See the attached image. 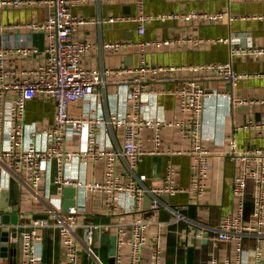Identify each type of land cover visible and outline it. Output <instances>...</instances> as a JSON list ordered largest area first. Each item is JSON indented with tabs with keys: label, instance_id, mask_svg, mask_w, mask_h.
I'll use <instances>...</instances> for the list:
<instances>
[{
	"label": "built area",
	"instance_id": "obj_1",
	"mask_svg": "<svg viewBox=\"0 0 264 264\" xmlns=\"http://www.w3.org/2000/svg\"><path fill=\"white\" fill-rule=\"evenodd\" d=\"M92 0H0V5L27 7L35 4H48L52 9L46 18L33 20L16 26L40 29L45 32L47 43L45 56L36 64L25 67L12 65L11 59L17 55L30 58L40 51L32 43L0 45V264H6L2 256L3 236L7 233L9 246L15 247L18 264H39L43 256V243L48 230H56L65 253L64 264H82V251L96 264H108L98 249V235L116 234L117 248L111 264H167V247L160 231L185 215L174 205L165 202L163 195H174L188 191L201 197L207 189V179L213 169L212 158L218 154L236 159L241 170L233 179V195L236 206L224 216L217 226L221 239H236L234 256L221 259L213 257L210 264H264V147L242 150L236 140H230L224 153L214 151L208 140L212 134L205 132L203 111L206 98L224 96L233 106L243 103L261 102L260 99L230 97L227 92L211 89L206 81L223 79L233 84L252 76L249 72L238 71L232 60L220 62H200L176 64L149 63L148 47L169 45L187 41L200 45L209 41L224 40L201 35L188 37H165L138 41L118 40L104 44L106 48L121 49L127 46L139 48V64L106 66L101 69L84 64L83 56L97 47V44L77 36L80 25L85 23H124L137 24L138 32L145 34L147 24L153 20L206 19L218 21L229 11L220 9L205 11H172L153 14L146 10V0H99L102 2H134L135 13L112 14L108 17H87L74 12L80 3ZM264 18V14L258 15ZM0 27H5L0 25ZM234 44L232 55H264V47L252 42L242 43L239 37H231ZM180 71L193 73L180 76ZM260 74V73H257ZM111 80L121 81L126 87V113L102 115H74L70 106L94 96L100 88H105ZM174 87H161L163 81H175ZM173 95L178 102L179 114L175 119L158 118L145 112V102L150 95ZM52 99L55 103L54 120L38 127L27 121L29 101L36 97ZM104 124L110 129L123 128V145L107 146L99 138V127ZM248 125H264V121ZM72 126L71 136L67 133ZM152 128L153 147L144 145L145 130ZM174 128L189 141L187 150L165 148L163 129ZM44 142L39 144L38 137ZM79 137L84 145L69 142ZM188 152L193 157V173L189 187L178 184L176 168L169 162L165 170L164 182L148 185L138 174L137 166L146 154H180ZM79 161L83 165L103 167L102 179H80L65 172L67 162ZM57 163V174L51 179L63 195L66 186L78 189L77 203L68 210L63 203L54 202L53 193L44 187L45 177L50 172V163ZM126 166L129 173H125ZM16 178L23 188L22 198L28 197L33 205H42V210L30 212L15 211L13 206L1 207V189L8 187L10 178ZM256 185L253 196L249 194V182ZM84 191L85 201L93 195L103 194L104 211L112 216L110 220L95 218L85 206L79 204L80 192ZM126 194L132 203H123L121 195ZM151 197L149 207L144 206L146 196ZM22 199V200H23ZM252 199L253 209L248 211V201ZM167 209L175 218L161 219L157 213ZM38 213V214H37ZM135 213H138L135 215ZM46 216H38V215ZM9 220H5V216ZM17 216V220L13 218ZM155 237L153 238V236ZM252 236L255 247L252 253L246 252L243 240ZM149 248V256L145 255ZM247 254H246V253ZM180 264V263H179ZM182 264V263H181Z\"/></svg>",
	"mask_w": 264,
	"mask_h": 264
},
{
	"label": "crops",
	"instance_id": "obj_2",
	"mask_svg": "<svg viewBox=\"0 0 264 264\" xmlns=\"http://www.w3.org/2000/svg\"><path fill=\"white\" fill-rule=\"evenodd\" d=\"M146 10L153 14H163L172 11H190L192 9L216 11L227 9V14L218 21L206 19L186 20H161L155 19L147 24L145 34L138 32L137 24L133 22L110 23L94 22L79 26L77 36L81 39L97 44V47L83 56L85 65L101 69L106 66L138 65L139 49L137 46H127L121 49L106 48L105 43L118 40L138 41L144 39H161L165 37H188L189 35H201L208 38L224 40L209 41L200 45H191L187 41L169 45H151L148 47L147 57L149 63L176 64L200 63V62H224L232 60L235 68L240 72L252 73V76L241 79L233 84L223 79L206 81L211 89L227 92L230 97H242L260 99L264 97V55L256 57L249 54L232 55L234 44L231 37H239L242 43L252 42L264 47V18L258 15L264 14V0H146ZM137 5L134 2H102L92 0L77 4L74 12L87 17H108L112 14L135 13ZM53 9L48 4H35L21 7L0 5V45H17L20 43H32L39 47L40 51L30 58L12 57V65L19 68L36 64L45 56L44 49L47 43L43 30L30 27L16 26L33 20L46 18ZM260 73V74H257ZM193 73L180 71V76ZM175 81H163L161 87H174ZM126 85L121 81L109 79L105 88H100L94 96L83 99L79 103L70 106V112L74 115H102L126 113ZM145 112L158 118L175 119L179 114L178 102L173 95H150L145 102ZM55 103L52 99L36 97L29 101L27 108V121L42 127L54 120ZM205 132L213 136L208 140V145L216 152L224 153L234 138L238 147L242 150H252L256 147H264V125H248L250 120L255 123L264 121V104L261 102L243 103L233 106L229 98L224 96H210L205 100L203 111ZM100 141L107 146L123 145L124 131L112 130L102 124L99 129ZM67 133L71 136L72 126ZM152 128L145 130L144 145L153 147ZM69 138V137H68ZM39 144L44 142L42 136L38 137ZM69 142L79 146L84 145V137L69 138ZM165 148L187 150L189 141L174 128L163 129V143ZM213 169L207 179L206 192L201 197L193 196L188 191L178 192L174 195H163L165 202L177 207L185 217L179 221L163 226L160 237L167 247V264H210L213 257L221 259L234 256L237 249L236 239H221L217 226L222 218L233 211L236 200L233 195V179L241 170L240 163L236 159L218 154L212 158ZM173 162L176 168L178 184L189 187L193 173V157L186 151L180 154H146L143 156L137 171L140 177L148 185H160L164 182L166 166ZM50 172L45 177L44 188L53 193V199L63 203L64 196L58 192L57 185L52 183V177L57 174V163H50ZM125 173H129L126 166ZM65 172L80 179H102L103 167L100 165L85 166L79 161L67 162ZM249 194L253 196L256 185L253 181L249 184ZM85 193L80 192L79 204L99 220H110L112 216L104 211L103 194L93 195L85 201ZM150 196L144 199L147 206ZM123 203H132L126 194L121 195ZM248 211L253 209L252 199L247 204ZM42 210V205H33L28 197L22 200L19 211L30 212ZM38 214V213H37ZM138 213H135V215ZM157 215L164 220L175 218V214L167 209H161ZM155 235L153 236V238ZM98 249L106 257L105 262L111 264L109 245L102 241V235H98ZM246 252L252 253L255 247V239L252 236L243 240ZM43 256L39 264H64L65 253L60 244V238L56 230H48L43 243ZM245 252V253H246ZM3 260L6 264H18L15 256V247L12 245L2 248ZM150 250L146 248L145 255L149 256ZM247 254V253H246ZM82 264H96L92 258L82 251ZM250 264V263H249Z\"/></svg>",
	"mask_w": 264,
	"mask_h": 264
},
{
	"label": "water",
	"instance_id": "obj_3",
	"mask_svg": "<svg viewBox=\"0 0 264 264\" xmlns=\"http://www.w3.org/2000/svg\"><path fill=\"white\" fill-rule=\"evenodd\" d=\"M78 189L74 186H66L63 191V209L68 210L70 206H73L77 203V195ZM22 194H23V188L19 181L11 177L9 181L8 187H4L1 189V207H7V206H13L15 211H19L21 205H22ZM149 202H151V197H149ZM150 203L147 205L149 207ZM17 216L13 218V221L17 220ZM38 216H46V215H38ZM9 216H5V220H9ZM102 241L104 244L109 245V253H110V261L113 263L117 248V236L116 234H108L103 233L102 234ZM9 240L7 233L3 236V248H7L9 246ZM13 246L16 244H12Z\"/></svg>",
	"mask_w": 264,
	"mask_h": 264
},
{
	"label": "rangeland",
	"instance_id": "obj_4",
	"mask_svg": "<svg viewBox=\"0 0 264 264\" xmlns=\"http://www.w3.org/2000/svg\"><path fill=\"white\" fill-rule=\"evenodd\" d=\"M139 49V48H138ZM121 130H123V128H121ZM0 182H1V175H0ZM57 201H58V203L57 204H61V201L59 200V199H57ZM55 202V201H54ZM56 203V202H55ZM102 254V253H101ZM102 257H103V259L105 258L106 259V257H104V255L102 254Z\"/></svg>",
	"mask_w": 264,
	"mask_h": 264
}]
</instances>
